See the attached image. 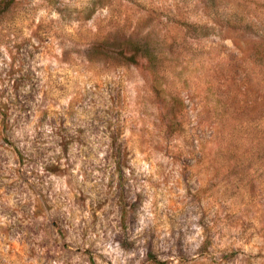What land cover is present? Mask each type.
<instances>
[{"label":"rangeland","instance_id":"obj_1","mask_svg":"<svg viewBox=\"0 0 264 264\" xmlns=\"http://www.w3.org/2000/svg\"><path fill=\"white\" fill-rule=\"evenodd\" d=\"M264 0H0V264H264Z\"/></svg>","mask_w":264,"mask_h":264},{"label":"trees","instance_id":"obj_2","mask_svg":"<svg viewBox=\"0 0 264 264\" xmlns=\"http://www.w3.org/2000/svg\"><path fill=\"white\" fill-rule=\"evenodd\" d=\"M259 55H260V58L264 59V49L262 50V52L261 51L259 52ZM262 138H264V137H262Z\"/></svg>","mask_w":264,"mask_h":264}]
</instances>
